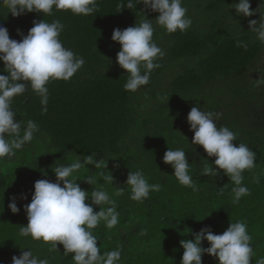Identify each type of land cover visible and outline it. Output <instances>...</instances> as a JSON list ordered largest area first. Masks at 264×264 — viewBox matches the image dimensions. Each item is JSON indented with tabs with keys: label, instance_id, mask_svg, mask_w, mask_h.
<instances>
[{
	"label": "trees",
	"instance_id": "1",
	"mask_svg": "<svg viewBox=\"0 0 264 264\" xmlns=\"http://www.w3.org/2000/svg\"><path fill=\"white\" fill-rule=\"evenodd\" d=\"M120 3L96 0L97 10L87 16L54 9L52 15L25 12L16 17L0 4V26L10 39L19 42L33 21L59 20L64 25L60 34L64 47L85 60L70 80L46 85V112L31 89L12 99L20 135L29 120L39 131L15 155L0 159V264H11L13 255L19 257L28 249L49 259V264H74L59 242L53 250L51 242L19 232L28 223L24 205L31 202L34 183L55 182L54 167L83 161L90 154L107 161L106 168L86 165L73 174L76 183L88 192L89 204L91 191H107L119 213L115 227L109 229L101 221L92 230L100 254L119 248V264H181V240L194 239L193 234L205 227L222 234L231 222L242 221L252 237L251 264H257L264 258V85L256 87L255 79L264 74V43L249 21L264 18V0H249L251 10L258 7L249 17L236 14L238 0H182L192 24L187 31L174 33L156 24L158 13L145 10L146 18L153 20V40L165 55L156 61L160 67L152 71L149 83L136 92L123 87L128 74L116 62L120 45L111 35L116 28L138 24L144 5L120 10ZM193 106L218 113L217 127H228L236 134L234 145L244 143L255 153L256 167L242 173L249 194L238 204L232 202L236 185L214 165L215 157L192 144L186 118ZM167 147L185 150L197 190L181 185L171 166L162 162ZM206 165L218 174L205 175ZM137 170L149 184L161 186L142 202L132 200L125 185L128 172ZM101 173L113 176L112 185ZM115 187L124 188V193L114 195ZM12 197L20 209L17 213L8 207ZM92 206L97 212L109 205ZM201 246L209 244L202 240ZM202 264L218 262L205 253Z\"/></svg>",
	"mask_w": 264,
	"mask_h": 264
},
{
	"label": "clouds",
	"instance_id": "2",
	"mask_svg": "<svg viewBox=\"0 0 264 264\" xmlns=\"http://www.w3.org/2000/svg\"><path fill=\"white\" fill-rule=\"evenodd\" d=\"M141 3L144 10L140 11L143 13L140 22L124 30L116 28L111 35V40L120 45L116 62L128 74L123 87L132 92L149 83L152 71L160 67L156 61L165 55L164 50L153 40V20L146 18L145 10L158 13L155 22L168 33L177 30L185 32L192 24V19L187 16V9L182 6V0H127L126 5L121 0L119 8L131 9ZM0 4L5 6L7 13L10 12L13 17L25 12L52 15L54 9L87 16L97 10L96 0H0ZM233 8L238 16L244 17L258 12V8L250 9L249 0H238ZM249 28L256 33L257 39L264 43V18L250 20ZM63 29L64 25L59 20L33 21L27 35H22V39L17 42L9 38L5 27L0 26V61L4 63V68L0 71L7 73L0 75V159L15 155V150L31 142L34 133L39 131L37 123L29 120L23 135H20L21 123L12 110V99L31 89L40 97L42 111L46 112L49 99L46 85L52 80H70L85 64L83 57L64 47L60 39ZM238 46L246 47L243 42H238ZM262 85L264 74L255 79L256 87ZM218 117V113L202 111L193 106L186 119L189 131L193 132L192 144L202 146L208 157H215L214 165L236 185L233 188L232 202L238 204L241 197L249 194V189L242 184V173L256 167V156L246 144L232 143L236 141V134L226 126L217 127ZM106 162L94 159L92 154L86 155L83 161L76 159L70 164L54 167L52 170L56 177L55 182L47 179L36 181L31 202L24 205L28 223L21 226L19 235L51 242L53 250H57L59 242L63 246L65 256L72 254L74 264H119L120 249L100 254L98 237L92 231L101 221L109 229L119 223L116 201L107 191L95 189L91 191V203H86L89 199L88 192L81 189L76 183L77 178L73 176L86 165L106 168ZM162 162L171 166L174 170L172 175L181 185L197 190L189 174L190 163L183 148L167 147ZM203 173L213 177L218 174L216 168L208 165L203 169ZM101 176L112 185L111 174L105 176L101 173ZM86 182L92 183L90 180ZM125 185L131 189L130 198L137 202L147 199L151 191H159L161 187L160 184H149L142 170L129 171ZM115 188L116 196L125 191L124 188ZM10 200L8 207L11 212H19L15 197ZM92 205L109 206L94 212ZM193 235L192 240L180 241L183 249L181 264H202V255L205 253L215 257L218 264H251L252 237L248 233L246 223L231 222L222 234H213L210 228L205 227ZM202 240H206L209 247L203 248ZM11 264H49V259L38 258L28 249L19 257L13 255ZM257 264H264V258Z\"/></svg>",
	"mask_w": 264,
	"mask_h": 264
},
{
	"label": "rangeland",
	"instance_id": "3",
	"mask_svg": "<svg viewBox=\"0 0 264 264\" xmlns=\"http://www.w3.org/2000/svg\"><path fill=\"white\" fill-rule=\"evenodd\" d=\"M258 8V7H257Z\"/></svg>",
	"mask_w": 264,
	"mask_h": 264
}]
</instances>
